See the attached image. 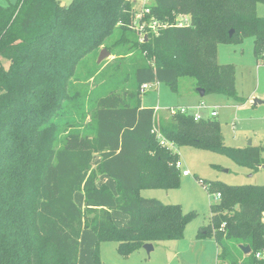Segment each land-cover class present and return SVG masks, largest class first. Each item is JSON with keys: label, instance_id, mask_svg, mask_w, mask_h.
Masks as SVG:
<instances>
[{"label": "trees", "instance_id": "1", "mask_svg": "<svg viewBox=\"0 0 264 264\" xmlns=\"http://www.w3.org/2000/svg\"><path fill=\"white\" fill-rule=\"evenodd\" d=\"M258 1L264 3L153 0L152 13L160 20L173 23L185 14L191 24L161 29L144 41L132 28L135 8L127 0H73L64 6L57 0H17L0 6V58L10 62L0 67V264H79L84 229L96 238L94 264H102L98 247L104 241L118 243V252L128 255L145 243L181 239L195 213L140 194L142 188L179 185L175 146L224 152L250 169L262 166L260 147L226 145L214 117L195 121L176 112L156 121L155 110L138 103L142 84L165 83L176 91L179 76L192 78L205 95L243 101L235 91V67L220 64L217 52L219 44L249 36L255 54L264 50ZM118 47L135 49L148 62L134 69L135 88L128 95L137 98L134 104L112 92L99 96L94 135L68 133L57 148L41 140L45 131L67 122L52 117L58 110L65 114L69 77L82 58L102 48L117 57ZM94 154L101 160L93 167ZM100 175L115 181L116 193L98 184ZM200 183L220 198L198 234L215 239L219 264H253V253L264 252V185ZM77 192L84 194L83 207L75 201ZM113 210L127 215L121 226ZM232 242L250 246V254H234Z\"/></svg>", "mask_w": 264, "mask_h": 264}, {"label": "rangeland", "instance_id": "2", "mask_svg": "<svg viewBox=\"0 0 264 264\" xmlns=\"http://www.w3.org/2000/svg\"><path fill=\"white\" fill-rule=\"evenodd\" d=\"M57 1L68 5L73 0ZM16 2L17 0H0V6ZM256 11L258 16L264 17V3L258 1ZM118 34L116 32L108 43L113 42ZM117 50L120 51L117 57L109 51L110 55L99 64L98 55L93 53L82 58L75 67L74 74L69 77L65 96L67 101L63 107L65 114H58V110L52 117L54 122H67L55 127L52 133L45 131L41 140L46 137L47 144L57 148L62 145V140L68 133L94 135V113L99 96L112 92L123 97L129 104H134L137 98L128 96L135 88L134 69L148 62L135 49L130 52L122 51L121 48L115 51ZM0 60V67L7 69L10 62L3 57ZM217 60L220 64H231L235 67V91L243 101L221 93H208L200 97L195 81L187 76H179L176 91L165 83H154L140 95L138 103L144 107L157 108L156 121L168 119L173 114L170 112L177 108L198 111L206 119L211 117L212 107H216L218 115L214 118L220 124L226 145L240 147L251 141L252 145L260 147V159L264 166V103L253 104L251 101L254 98L264 99V50L255 54L254 39L249 36L239 43L219 44ZM95 64L99 66L96 67ZM201 102L205 107L197 108ZM175 150L179 152L180 172L187 170L188 175L180 173L177 187L168 190L142 188L140 194L144 198L158 199L163 204L178 205L183 212L193 211L195 215L185 225L183 237L155 242L154 249L149 254L142 247L128 255H121L117 250L118 243L104 241L98 247L102 264H219L220 250L215 239L198 234L200 228L209 225L210 205L216 204L219 199H215V194H209L200 180L222 181L228 185H264V168L260 166L250 169L224 152L192 146H175ZM116 215L123 223L127 221V215L119 211ZM94 244L95 241L87 238L86 234L83 236L80 244V264H94ZM230 248L234 254L241 256L243 253L234 243Z\"/></svg>", "mask_w": 264, "mask_h": 264}, {"label": "built area", "instance_id": "3", "mask_svg": "<svg viewBox=\"0 0 264 264\" xmlns=\"http://www.w3.org/2000/svg\"><path fill=\"white\" fill-rule=\"evenodd\" d=\"M127 1L131 2L135 8L134 17L132 21V28L135 31H137L140 41L146 40L149 34L159 35L161 29H164L170 26L186 27L191 24L190 16L185 15V14L176 15L173 23L169 22L168 20L166 21L160 20L159 18H157L156 15L152 13L151 6L153 4V0H127ZM152 84L154 83L142 84L141 91L144 92ZM201 107H205V105L202 102L198 105L197 108H201ZM176 112L189 114L193 117L195 121L202 119V115L198 111L191 112L188 108H177L175 110H172L170 113L174 114ZM210 115L211 117H215L218 115V111L216 107H212ZM163 142L164 141H162V143ZM179 165H180V159L177 162L178 168H179ZM181 174L184 176H187L188 171L183 170ZM215 195H216L215 199L218 200L220 198V194L216 193ZM253 256H254L253 264H264V252L256 251L253 253Z\"/></svg>", "mask_w": 264, "mask_h": 264}, {"label": "crops", "instance_id": "4", "mask_svg": "<svg viewBox=\"0 0 264 264\" xmlns=\"http://www.w3.org/2000/svg\"><path fill=\"white\" fill-rule=\"evenodd\" d=\"M251 101H253V99H251ZM100 160H101V157L98 154H94L92 157L93 167L96 166L100 162ZM101 183L108 185V187L114 193H116V183L112 178H110L106 175H100L99 180H98V184H101ZM74 197H75V201H76L77 205L80 207H83L84 206V194L82 192H77V193H75ZM117 212L118 211H116V210L111 211L112 219L117 226H121L122 224H124L123 223L124 221H121L120 218L116 215ZM117 219L119 221H117ZM85 234L87 235V238H90L91 240L95 241L96 238H95L94 233H92L90 230H86V229H84L82 231L80 241H82V238ZM80 244H81V242H80ZM79 264H80V253H79Z\"/></svg>", "mask_w": 264, "mask_h": 264}, {"label": "water", "instance_id": "5", "mask_svg": "<svg viewBox=\"0 0 264 264\" xmlns=\"http://www.w3.org/2000/svg\"><path fill=\"white\" fill-rule=\"evenodd\" d=\"M61 5L64 6V4H61ZM233 32L234 31L232 29H230L229 32H228L229 36H232ZM109 55H110V52L106 48H102L101 51L98 54L97 63H100L104 58L108 57ZM196 91H197V93H198V95L200 97H203L205 95V89H203V88L197 87ZM258 103L259 104L260 103H264V99L254 98L253 99V104H258ZM248 145H251V141H249ZM262 167L264 168V166H262ZM143 248L146 250V252L148 254L154 249L152 243H145L143 245ZM239 248L241 249V251L245 255L250 254V252H251V248L248 245H246V246L239 245Z\"/></svg>", "mask_w": 264, "mask_h": 264}]
</instances>
